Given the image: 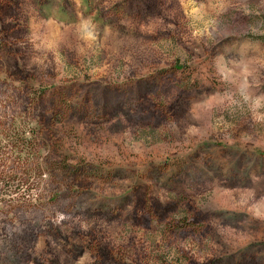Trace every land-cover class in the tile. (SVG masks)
<instances>
[{"label": "rangeland", "instance_id": "1", "mask_svg": "<svg viewBox=\"0 0 264 264\" xmlns=\"http://www.w3.org/2000/svg\"><path fill=\"white\" fill-rule=\"evenodd\" d=\"M0 264H264V0H0Z\"/></svg>", "mask_w": 264, "mask_h": 264}]
</instances>
